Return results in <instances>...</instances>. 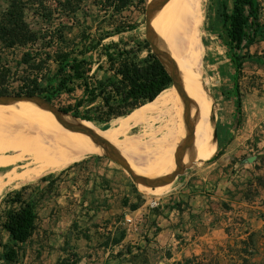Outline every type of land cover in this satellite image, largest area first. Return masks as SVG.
I'll list each match as a JSON object with an SVG mask.
<instances>
[{"label":"trees","instance_id":"16d2710c","mask_svg":"<svg viewBox=\"0 0 264 264\" xmlns=\"http://www.w3.org/2000/svg\"><path fill=\"white\" fill-rule=\"evenodd\" d=\"M5 1L6 8L0 9V96L39 95L59 104L67 115L105 130L172 86L171 75L134 16L147 0ZM262 15L260 0H217L216 18L236 75L251 47L264 39ZM203 42L207 45L204 38ZM17 51L20 57L15 56L14 66L7 52ZM14 82L18 86L11 89ZM235 93L239 124L243 102L236 80ZM221 153L219 148L212 161ZM262 166L264 158L258 168ZM50 178L4 194L0 204L4 264L18 263L24 244L32 239L39 204L54 189L55 180ZM257 182L264 186V175ZM255 193L250 183L247 194ZM137 207L130 204L132 210Z\"/></svg>","mask_w":264,"mask_h":264},{"label":"crops","instance_id":"0c3cea01","mask_svg":"<svg viewBox=\"0 0 264 264\" xmlns=\"http://www.w3.org/2000/svg\"><path fill=\"white\" fill-rule=\"evenodd\" d=\"M236 118V102L219 113L215 140L216 153L219 148L222 153L208 161L236 173H226L214 194L191 186L189 166L168 189L144 190L100 154L68 166L62 179L50 178L54 189L46 197L60 205L44 208V216L38 209L33 237L53 233V239L46 237L48 251L38 249L40 259L50 257L54 264H264V186L257 182L264 175V167L258 168L264 158V110L243 106L239 124ZM254 147L260 149L250 154ZM250 183L253 195L247 194ZM57 207L69 215L58 214Z\"/></svg>","mask_w":264,"mask_h":264},{"label":"bare ground","instance_id":"6f19581e","mask_svg":"<svg viewBox=\"0 0 264 264\" xmlns=\"http://www.w3.org/2000/svg\"><path fill=\"white\" fill-rule=\"evenodd\" d=\"M157 1L152 0L151 5ZM205 1L169 0L152 22L160 42L179 64L191 103V133L198 160L214 155L217 150L213 113L207 102L208 91L202 71ZM33 105L35 103L28 101L0 104V167L8 169L15 165L7 174L9 183L15 178L31 180L80 160L88 153L101 151L89 135L65 127L51 111ZM22 106H33L28 109L33 112H15ZM125 119V123L105 130L79 121L115 145L136 171L152 172L176 160L185 142L186 114L183 100L174 86ZM138 126L142 128L140 132L130 134L131 129ZM32 165L35 167L31 168ZM166 186L157 187V190Z\"/></svg>","mask_w":264,"mask_h":264},{"label":"rangeland","instance_id":"374dc122","mask_svg":"<svg viewBox=\"0 0 264 264\" xmlns=\"http://www.w3.org/2000/svg\"><path fill=\"white\" fill-rule=\"evenodd\" d=\"M151 2L152 0H147L146 4L143 6V10L136 11L134 14L135 18L137 19L140 25V32L145 36H146V19L150 8L154 5V4L151 5ZM260 2L262 5V13H263L262 17L264 19V0H260ZM6 6H7L6 1L0 0V9H4ZM216 8H217V0L205 1L204 4L205 17H204V23L202 25V37L207 42V45L204 44L202 71H203L204 80L206 82V88L208 91L207 102L210 105V108L213 113L214 133L217 126L219 125V113L221 112V110H223L224 107L230 108L231 106H235V102H236L235 80L238 81L244 108H246L247 110H253V109L264 110V39L251 47L250 55L244 59L242 68L240 72L236 75L235 69L233 68L232 62L229 58V48L226 44L224 29L222 27L221 22H219L216 18ZM96 12H97L96 8L93 7V13ZM7 53L9 54L10 60H12V64L16 66L15 56L20 57V52L17 51L16 53H11V52L10 53L7 52ZM99 75L103 76V73L100 72ZM16 86H18L17 82L12 83L11 89H14ZM77 94L80 95L81 91L78 90ZM66 97L67 96H64V98ZM36 105L38 104H35L33 106ZM55 105L59 108V104H55ZM33 106H28V107L22 106L21 108L17 109L15 112H17L18 114L20 113L25 114L26 112L31 113L33 111H28V109L33 108ZM69 119L72 120L70 117ZM125 122H126L125 117L118 118L113 122V124L110 127L117 126ZM90 123L94 128L98 130H104L96 126L94 123L92 122ZM141 129L142 128L140 126L132 128L130 134H137L138 132H140ZM119 138L123 139V136H119ZM259 149L260 148L254 147L253 150L250 151V154H253V152L257 154V151ZM99 154L105 156L101 149L100 152L97 151L94 153L92 152L86 154L85 156H83L82 159L89 156H96ZM195 154L196 153H194L191 161H189L188 158L189 169L187 174H190L191 186L196 189L203 187L207 190V192L214 194L218 188L217 184L221 181V179L226 177V173H231L232 176L235 175L236 173L234 169L231 170V172L224 169L222 163L212 165L211 162L208 160L212 158L215 154L212 156H205L199 160L195 157ZM28 158H30V156H28ZM80 160L71 162L67 166L59 169L47 171L40 176L32 178L31 180H23L20 178H15L16 180L14 179L10 183L8 182L9 180L7 174L10 172V170L12 171V168L15 165H13V167H9L8 169L0 167V204L2 202L4 194L7 191L20 188L25 184H33L39 182V180L44 176H51V178L56 176V180L62 179L61 175L64 172V170H66L68 166H71L72 164ZM113 162L121 170L125 171L127 178L132 179L129 173L120 164H118L115 161ZM128 162L131 164L130 161ZM175 162L176 160L152 172H145V171L142 172L138 170L137 172L150 177L159 176L162 174H166L171 169H174ZM34 167H35L34 165L31 166V168ZM19 173H22V171L20 170ZM185 176H183V178H185ZM3 180L5 182H3ZM169 186L164 187L165 189L164 188L158 190L156 189V191L161 192L163 190L168 189ZM139 187L147 191L153 190L151 187L148 186L146 188H143L139 185ZM30 191H34V189ZM54 203L60 205V203H58L57 201L51 200V198L49 197H45L40 202L39 208H41L42 210L44 208L47 209L50 205ZM57 208H58L57 209L58 214L69 215L70 213L69 211L61 210L60 207ZM46 209L42 211L43 216L47 214ZM39 229L41 230L42 228L39 227ZM39 234L40 232L39 233L36 232L35 236L28 243L24 244L23 246L24 252L21 253L20 259L16 264H54L53 259H51L50 257L49 258L47 257V259L45 257V259L41 260L40 255L38 254L39 248H41V250L43 251H48L50 247L46 243L47 241L46 237H50V239H53V233L47 236L44 233L42 235L43 236L42 238H40ZM0 264H4L3 261H0Z\"/></svg>","mask_w":264,"mask_h":264},{"label":"water","instance_id":"95a60500","mask_svg":"<svg viewBox=\"0 0 264 264\" xmlns=\"http://www.w3.org/2000/svg\"><path fill=\"white\" fill-rule=\"evenodd\" d=\"M169 0H158L149 10L147 19H146V38L149 41L153 52L159 57L161 62L166 67L167 71L172 77V86L176 88L179 92L183 105L185 108V142L179 148V152L177 154L175 167L174 169L167 173L162 174L155 177H150L143 175L137 172L132 165L128 162V160L118 151L115 145H113L110 141L105 139L104 137L96 134L89 127L81 123L78 119L73 118L63 111H61L55 104L48 101L42 96L35 95H15L8 94L0 96V104L5 102H18V101H28L38 104L41 107L46 108L51 111L55 117L67 128L80 131L84 134L89 135L102 149L103 154L110 158L111 160L120 164L131 176L132 180L137 185H145L151 188L162 187L166 185L172 184L179 175L183 172V170L189 166V161H191L194 151H195V142L192 136V119L191 117V103L187 91L185 90V86L183 84V77L180 71L179 64L177 61L168 53L167 48L160 42L158 36L153 30L152 22L157 15V13L166 5ZM70 117L72 120H70Z\"/></svg>","mask_w":264,"mask_h":264}]
</instances>
